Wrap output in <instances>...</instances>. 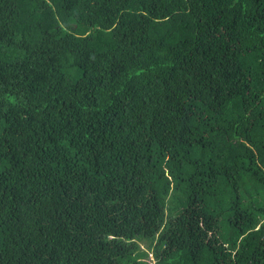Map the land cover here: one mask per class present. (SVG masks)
I'll list each match as a JSON object with an SVG mask.
<instances>
[{
  "label": "trees",
  "instance_id": "obj_1",
  "mask_svg": "<svg viewBox=\"0 0 264 264\" xmlns=\"http://www.w3.org/2000/svg\"><path fill=\"white\" fill-rule=\"evenodd\" d=\"M0 264H264V0H0Z\"/></svg>",
  "mask_w": 264,
  "mask_h": 264
},
{
  "label": "rangeland",
  "instance_id": "obj_2",
  "mask_svg": "<svg viewBox=\"0 0 264 264\" xmlns=\"http://www.w3.org/2000/svg\"><path fill=\"white\" fill-rule=\"evenodd\" d=\"M147 248V246L144 244V245H142V249L144 250V249H146ZM146 251H148L147 249H146ZM147 258H149V260H153V263L155 262V256L153 255V251L151 250L150 251V253H149V256L147 257Z\"/></svg>",
  "mask_w": 264,
  "mask_h": 264
}]
</instances>
